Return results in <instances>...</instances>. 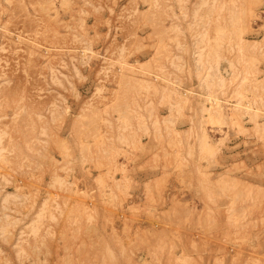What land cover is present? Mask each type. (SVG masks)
<instances>
[{
    "label": "rangeland",
    "instance_id": "374dc122",
    "mask_svg": "<svg viewBox=\"0 0 264 264\" xmlns=\"http://www.w3.org/2000/svg\"><path fill=\"white\" fill-rule=\"evenodd\" d=\"M0 264H264V0H0Z\"/></svg>",
    "mask_w": 264,
    "mask_h": 264
},
{
    "label": "bare ground",
    "instance_id": "6f19581e",
    "mask_svg": "<svg viewBox=\"0 0 264 264\" xmlns=\"http://www.w3.org/2000/svg\"><path fill=\"white\" fill-rule=\"evenodd\" d=\"M136 11V10H135ZM144 64V63H143Z\"/></svg>",
    "mask_w": 264,
    "mask_h": 264
}]
</instances>
